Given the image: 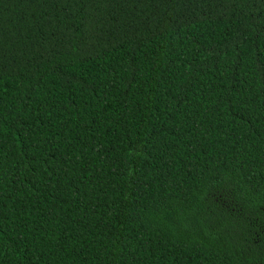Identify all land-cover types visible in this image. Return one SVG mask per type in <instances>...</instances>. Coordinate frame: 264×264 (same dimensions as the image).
<instances>
[{
    "label": "trees",
    "instance_id": "1",
    "mask_svg": "<svg viewBox=\"0 0 264 264\" xmlns=\"http://www.w3.org/2000/svg\"><path fill=\"white\" fill-rule=\"evenodd\" d=\"M0 264H264V0H0Z\"/></svg>",
    "mask_w": 264,
    "mask_h": 264
}]
</instances>
